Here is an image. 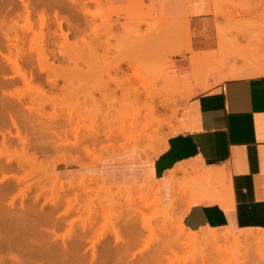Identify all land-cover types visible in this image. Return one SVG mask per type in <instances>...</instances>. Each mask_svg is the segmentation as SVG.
I'll list each match as a JSON object with an SVG mask.
<instances>
[{
    "label": "rangeland",
    "instance_id": "obj_1",
    "mask_svg": "<svg viewBox=\"0 0 264 264\" xmlns=\"http://www.w3.org/2000/svg\"><path fill=\"white\" fill-rule=\"evenodd\" d=\"M10 1H12V4ZM10 1L7 2L10 7L21 5L19 0ZM98 3L93 2L90 5L92 13L96 14L94 25L98 27L97 31L94 33L87 32L83 39H81L82 37L79 39L70 36L69 44L71 45L66 44L65 46L64 44L61 48L65 53V58L60 56L58 60H53L51 57L46 62L47 67H44V71L50 68L51 72L49 69L46 70L50 73L42 72L38 64H35L34 67L23 66L29 69L26 70L28 73L31 70L30 72L33 75L32 80L27 81V83L19 76H17L18 78L16 76L10 77L14 75L13 69L15 67H12V69L11 67H5V72L2 73L0 57V101L7 99L19 104V108H22L23 111H19L22 117L18 119V124L22 131L31 128L29 133L26 130L25 134L23 133V135L28 136L26 137L29 141L28 145H24L16 137L17 130L11 122L8 127L1 123L0 157H2L1 161L5 165L12 167L0 172V187L9 183H13L14 187L6 192H1L0 235L1 237H13L15 233L16 235L19 234L18 230H23L21 252L26 255L27 251L29 253L32 251L34 258L40 261L46 260L48 255L61 256L59 252L67 245L71 251L73 250V255H70V258L75 261H81L82 259V262L83 260H85L84 262H91V259H94L92 256L94 244L95 259H108L111 262L108 261V264H168V262L169 264H190L193 261L190 258L191 249H176L175 247L174 236L177 233V225L168 226L171 230L167 234L164 226L168 222L157 217L158 212L161 211V207L158 205V198L160 197L157 188L156 191L142 192V195L137 191H130V194L127 195L130 198L129 201L126 197L121 196L119 203H116L103 198L98 199L94 191L89 193L79 191V194H77L74 191L63 190L59 186L61 182L70 180L78 182L81 178H85L87 183H93L94 181L90 180L92 178L95 179V183L92 185L99 187L102 182L89 176L88 174L91 173H88L89 168L86 167L97 165L95 162L100 157H102V161L112 155L127 153L128 151L125 148L130 149L137 146V151L143 155V150H147L149 155H144L147 158L156 157L158 153L163 152L168 138L176 132L179 112L190 98L189 90L193 89L197 83L192 78L196 83L191 86L187 82V78L179 74L175 68L176 57L192 52L196 57L203 55L202 58H207L215 52L226 54L229 48L227 51L230 53H228L229 60H232L234 65L238 64L245 67L250 63L264 65V0H99ZM177 11L178 18L176 20L189 24L191 31L190 34L188 32L184 36L178 31L179 37L175 33L173 35L175 37H172L174 40L169 42L170 39H166V27L164 25L168 20L161 18L175 15ZM48 13L52 14L51 11H48ZM204 14H213L217 18L216 32L213 29L211 20L200 18ZM100 15L112 19L116 17L118 19L120 15L121 25L110 29L102 23L98 17ZM192 17H197V19ZM1 18L0 16V37L2 29L6 31L14 25L9 18ZM15 20L21 27L30 29L26 39L27 42L24 44V49L28 51L27 49L30 46L28 43L30 42L29 37L34 35V30L37 32L39 30L38 16L34 15L29 26L23 19ZM137 22L146 23V25H143V29L149 25V28L155 34L153 35L154 38L159 37L158 33H161L160 44L165 46L169 42L171 47L179 50V54L174 53L173 48L170 47H168L170 51L160 48L157 53H150L141 51L134 46L126 38L130 37L132 27ZM18 24L16 25L17 28ZM160 25L162 26L159 27ZM45 31H48V29H45ZM13 35L14 33L11 32V36ZM187 35H189V38ZM216 36L218 40L224 39L223 41L219 40L218 49H214ZM75 38L78 41L77 46L73 43ZM58 41L61 43L63 38L59 37ZM189 42L192 47L191 51L186 49ZM222 42L226 45L221 46ZM56 44L52 45L51 49L57 53L61 50L59 47L61 44H58V46ZM32 45L36 46V43L34 42ZM225 46L228 47L227 50L222 48ZM3 51L7 53L6 49ZM49 52V50H46V53ZM67 57H69V60ZM125 60L130 61L132 65L125 62ZM119 64L121 68H116ZM4 75L9 77L1 79L4 78ZM165 75L169 76L164 77ZM168 77H170V82L164 80ZM48 78H54L56 85L50 84L47 81ZM28 80L30 79L28 78ZM165 84L167 86L165 91H168L171 99L166 100V97H168L166 92H164L165 94L161 92L166 96L165 98L162 96L163 94L161 96L169 104L160 97L157 98L160 102L157 103V99L155 100L157 102H154V114L156 116L151 113L148 115L145 110L148 111L149 105L146 106V103L145 106L143 105L145 102V94L143 93L145 87L151 85L154 87L155 85L156 88L162 87L163 89ZM156 88L153 89L154 92H157ZM200 90L202 89L197 88L196 92ZM136 93L141 95L142 101L140 103L142 107L136 101ZM17 96H19L20 101L16 98ZM161 100L167 105L162 106ZM145 114L148 115L149 119L156 120L157 118L163 122L157 134L152 128L146 129L144 132V125L147 122L146 119H148ZM137 115H142L139 121ZM151 115L154 117H151ZM29 117L31 118L30 122ZM134 121L138 122L134 124ZM26 123L29 124V127L25 125ZM45 126H48L47 129ZM155 127L158 128V126ZM2 133H5L6 137L10 139V146H7L8 143L2 145ZM54 133H58L62 140L54 137ZM75 135L78 138L85 136L88 139L85 144L93 148L94 151L91 154H86L82 149L84 147L82 144L77 147L71 145H63L62 147L61 144V146H58L59 150L55 146L56 142L62 143L65 141L64 143H66V139L70 141L67 140L69 143H72L76 140ZM92 135L98 138L102 137V139L100 138V142L97 143L91 142ZM108 135H111V137L107 138ZM41 142L44 144H39ZM131 150L129 152L136 151ZM67 165L78 167L81 173L71 179H63L59 170ZM4 175L9 177L3 179ZM11 175L16 176V178L11 177ZM18 179L20 182H18ZM125 187L134 189L130 186ZM119 188L122 189L124 186L111 187V190L118 191ZM137 188L138 186L135 187V189ZM49 200L50 202L53 200L59 205V208L55 211L56 215L66 211L67 208L70 209V211L67 210L65 215H59L56 225L45 224L39 219L43 212L48 213L54 209ZM11 201L13 202L10 203ZM13 203L16 207L13 206ZM8 213L15 215L12 218ZM131 217L136 218V221L138 220V223L135 222V228L142 230L140 232L142 237L139 236L140 239L138 240V234L136 237L130 236L131 238L125 235L124 239H128L124 243L122 241L116 244L114 233L111 230L115 228H122L120 229L122 231L128 229L130 227L128 220ZM20 220H23L25 224L23 221V224L19 223ZM147 221L150 222L151 228L156 230L154 234L150 235L151 232L149 233L150 230L148 231V229L143 230ZM14 222L17 223V226ZM34 223H38L37 227L42 228L40 229L42 233L46 231L44 232L45 235L38 234L29 227L30 224L34 225ZM47 229L49 232H47ZM163 231L165 232L163 233ZM220 231L226 230L220 229ZM253 231L262 232L261 230ZM78 235H81L82 238ZM77 237H80L81 244L77 245L75 241ZM128 241L133 243L131 248L130 244L129 247L127 246ZM73 242H75V245H73ZM256 250L257 248L255 250L251 249L250 258L241 256L245 253L242 251L240 255L227 254L226 258L223 256L224 260L221 258L217 260L218 262H213L214 264H236L237 262H240L238 264H260L259 260H255L259 259ZM1 253L3 252L0 250V256H2ZM133 253L136 256L134 255L131 258L130 254L133 255ZM251 253H253V256ZM3 255L7 257L8 253H3ZM185 256H188V258ZM233 259L236 262H232ZM198 261L197 264H213V262L201 261L200 259ZM86 264L89 263L86 262Z\"/></svg>",
    "mask_w": 264,
    "mask_h": 264
},
{
    "label": "crops",
    "instance_id": "obj_2",
    "mask_svg": "<svg viewBox=\"0 0 264 264\" xmlns=\"http://www.w3.org/2000/svg\"><path fill=\"white\" fill-rule=\"evenodd\" d=\"M176 18L178 13L161 19ZM200 18L211 20L216 32L213 14ZM218 43L216 36L214 49ZM193 56L175 58L191 86ZM232 62L218 74L243 67ZM176 128L158 156L137 150L112 155L86 167L88 175L110 187L155 182L161 207L185 213L182 222L191 231L264 230V74L230 77L196 92L180 110ZM59 172L65 180L81 173L68 165Z\"/></svg>",
    "mask_w": 264,
    "mask_h": 264
},
{
    "label": "bare ground",
    "instance_id": "obj_3",
    "mask_svg": "<svg viewBox=\"0 0 264 264\" xmlns=\"http://www.w3.org/2000/svg\"><path fill=\"white\" fill-rule=\"evenodd\" d=\"M19 1H20L21 5L18 4V5H15L13 7L12 6L10 7L8 5L9 4V3H7L8 0H1V2H0V16L2 17L1 19L9 18V20L13 21V24H14L13 27L9 28L6 31H3V29H2L1 30V37H0L1 72L2 73L5 72V67H11V69H12V67H15V69H13L14 75H11L10 77L19 76L20 78L23 79V81L25 80L26 82L27 81L30 82L32 80V78H33V75L30 72L31 70L28 73L26 70H29V69H26L25 67L26 66L27 67H34L35 64H38V66L40 67L42 72H46L47 69H49L50 72H51L50 68H47L44 71V67H47L45 65L46 62L51 57L53 58V60H58L60 56H63V58H65V53H64L63 49H61V48H63L64 44H65V46H66V44L67 45L69 44L70 36H74V37L79 38V39L82 37L81 39H83V37L85 36V34H87V32L94 33L98 29V27L94 25V20H95V17H96L95 15L96 14H94V12L92 13V11L90 9V7H91L90 5L93 2L94 3H98L99 0H19ZM10 2L12 4V1H10ZM48 11H51L52 14L50 15L48 13ZM176 13H178V11ZM35 14L38 16V20L37 21H38V29L39 30H38V32L34 30V32H33L34 35L32 37H29L30 42H28V43L30 44V46L27 49L28 51H26V49H24L25 48L24 44L27 42L26 39L28 38V33H29L30 29L27 28V27L26 28L25 27H21L18 24L17 20H15V19H23L24 21L27 22V25L29 26V23H31V19H33ZM100 16H98V17L101 19L102 23L106 24L110 29L117 28L119 25H121V22L119 20V16L120 15L119 16L116 15V16H118V19H117V17L115 19L114 18L112 19L111 17H105V16H101L100 17ZM26 22H24V23H26ZM32 22H34V21H32ZM183 23L184 22H182L181 20L173 19V20H168L164 24L165 27H166L165 28L166 39L167 40L170 39L169 42H172V40H174V38L172 39V37H175V36H173L175 33L179 37L178 31H180L182 36H184L188 32L190 34V31H191L190 25L189 24L187 25L186 22L184 23L185 25ZM17 24L19 25L18 28L16 26ZM160 24H162V23H160ZM27 25H25V26H27ZM143 25H146V23L145 22H139V23L137 22V23H135V25L132 27L130 37L126 38L128 41L130 40L134 46H136L141 51H147V52H150V53H157L160 48L167 49L168 51H170V48H173V47H171L169 45V42L165 46L160 44L161 39H162L161 38V33H158L159 37L154 38L153 35H155V34H153L152 29L149 28L150 26L147 25L148 27L143 29ZM161 26L162 25H160L159 27H161ZM45 29L46 30L48 29V31H45ZM11 32L14 33L13 36H11ZM221 33H222V31H221ZM59 37L63 38V41H61V43H60V41H58ZM167 37H169V38H167ZM187 37L189 38V35H187ZM48 38H50V39H48ZM76 38H75V41L74 42L72 41V42L74 44H76V46H77L78 41H77ZM224 38H225V36H224ZM223 40H220V41H223ZM34 42L36 43V46L32 45V43H34ZM55 44L57 46H58V44H61V46L59 45L61 50L59 52H57V53H56L55 50L51 49L52 48L51 46L55 45ZM69 45H71V44H69ZM172 45L174 46V44H172ZM224 45H226V44H224L222 42L221 46H224ZM46 46H47L48 49L46 48ZM175 46H177V45H175ZM168 47H170V48H168ZM222 48H226V50H227L228 47L225 46V47H222ZM4 49L7 50V53H5L3 51ZM184 49H185V47H184ZM186 49L188 51L192 50V47L190 46V42H189L188 47ZM46 50H49L50 52L46 53ZM173 50H174V53H179L178 49H174L173 48ZM228 50H229V48H228ZM227 51H226V54L225 53L221 54V53H218V52H215L214 54L211 53L210 57H207V58H202L203 55H201V56L198 55L199 57L198 56L197 57L194 56L192 74H193L194 80L197 83H196V85L194 86L193 89L189 90V96L190 97L195 94L197 88L205 89V88L213 85L214 83L221 82V81H223V80H225L227 78H230V77H247V76H255V75L264 74V65H257V64H254V63L247 64L246 67L245 66L236 67L233 64L234 67H236V69L232 70L229 73H220V74H218L219 72H221L220 70L223 67H227V64L229 66L230 62H228V61H230L229 60L230 56H228V55L230 53L227 52ZM172 53H173V51H172ZM67 58L69 60V57H67ZM125 62L130 63L132 65V63L130 61L125 60ZM52 63H53V61H52ZM51 65L54 66L53 64H51ZM23 66H25V67H23ZM118 67H120V64L116 68H118ZM48 72L49 71H47L46 73H48ZM28 74H29V76H28ZM167 76H169V75H165L164 77H167ZM8 77H6L4 75V78H1V79H6ZM27 77L30 80H28ZM47 77H48V74H47ZM210 78H212L213 81H211ZM53 79L54 78H48L47 81L50 84H52L53 86H55L56 85V81H55V79L54 80ZM164 80L165 81L167 80L168 82L171 81L170 77H168V79L165 78ZM167 85L169 86V84H167ZM155 88H156L155 85H154V87H153V85H151L150 87H145V91H143V93L145 94V100H144L145 102L143 101L144 102L143 105L145 103L147 104L146 106L149 105L148 111H146L147 110L146 109L145 112L148 115H149V113H151L154 116H156L154 114L155 113L154 104L157 101H158L157 103L160 102V100L157 99V98L160 97L161 99H163L162 96H164V98L166 96H168V97H166V100L171 99L169 97L170 94L168 93V91H165V90H167V89H165V88H167L166 84L163 86V89H162V87L161 88L160 87L156 88L157 92H154ZM161 92H163V93L166 92V96L164 95L165 93L163 94ZM16 98L18 99V101H20L19 96H17ZM172 98H173V96H172ZM156 99H157V101H155ZM5 100H3L2 102L0 101L1 102L0 103V127H1V123L8 127V125H10L9 123L11 122L12 125L17 130L16 137L19 139V141L21 143H23L24 145H26V144L28 145V142H29L28 138H27L28 136L27 135H23V133L26 132V131L29 133L31 128H29V129L26 128V129H24L22 131V129L20 128V126L18 124L19 123L18 119H21V117H22V115L20 116V113H19V111L20 112L23 111V110H21L22 108L20 109L19 108V104H16L13 101L11 102L10 100L8 101L7 99H5ZM163 100L166 101L165 99H163ZM136 101H137V103H139V105L141 104L140 103V101H142L141 95L137 94ZM164 101L161 100L162 104L161 103L160 104L162 106L165 105ZM166 103H167V101H166ZM167 104H169V103H167ZM27 107H29V106H27ZM141 107H142V104H141ZM147 114H145V115L148 118ZM153 115H151V117H154ZM141 116L137 115V117H138L137 120L138 121H139ZM30 119L31 118L29 117V122H30ZM146 120H147V122H145L144 129H143L144 132H145L146 129L152 128L154 130V132L157 134V131L159 130V128L162 127L163 122H161L157 118H156V120L153 119V118H151V119L148 118ZM135 122L136 121H134V124H135ZM27 123L25 125H27ZM155 126H158V128H156ZM23 127H24V125H23ZM27 127H29V124L27 125ZM43 127H44V124H43ZM47 127H46V129H47ZM140 127H142V126H140ZM176 130H177V128H175V131ZM6 131H4V132L6 133ZM56 132H57V130H56ZM59 132H60V130H59ZM5 133H2L3 142H1V143H2V145L3 144L6 145L8 143L7 146H10L11 145V144H9L10 139L8 137H6ZM8 134L12 135L11 133H8ZM51 135H52V132H51ZM53 135L57 139L59 138L60 140H62L61 136L58 133H54ZM75 136H76V138H75L76 140L73 141L72 143H69L70 141L68 139H66V143H64L65 141L62 142V143L61 142L60 143L56 142L55 146L58 147V146H61V144H62V147H63V145H65V146L71 145L72 147H77L80 144H82L84 146L82 149H83V151L86 154H91L94 151L93 148H91V147H89V145L85 144L86 141L88 140L85 136L81 137V138H78L77 135H75ZM92 136H91L92 141L91 140L90 141L94 142V143L100 142L99 139L100 138L102 139V137L98 138L97 136H93V137ZM98 136H100V135H98ZM110 137H111V135H108L107 138H110ZM36 138H38V137H36ZM39 144L43 145L44 143L41 142ZM4 148H5V146H4ZM131 149L132 150H137V146H134V147H132L130 149L129 148H125V150L128 151V152ZM58 150H59V147H58ZM143 153L146 156L149 155L147 150H143ZM160 153H162V152H160ZM160 153H158L156 156H158ZM1 158L2 157H0V172L3 171V170L5 171L6 169H9V168L12 167L10 165H8V166L5 165L1 161ZM101 159H102V157H100L95 163L99 164ZM95 163H94V165H95ZM7 177H9V176L4 175L3 179L7 178ZM11 177L16 178V176H13V175H11ZM19 179H21V178H19ZM19 179H18V182H20ZM79 180L80 181H78V182H73L72 180L67 181V182H61L59 187L62 188L63 190L65 189V190H69V191H74L77 194H79V191H82L84 193H89V192L94 191L96 193V195L98 196V199L103 198L105 200H110L111 202L113 201V202H116V203H119V200L121 199V196L126 197V199L129 201L130 198L127 195L130 194V191H135V192L137 191L139 194L142 195V192L143 193H147V192H152L154 190L156 191V188H157V186H155L156 185L155 182H148L146 184L138 186L137 189H131V188L124 187L122 189L119 188L118 191H112L111 187L106 186L103 182L100 184L99 187H96V186L92 185V184L95 183V179L90 178L91 181H94L93 183H87L85 181L86 180L85 178H81ZM16 181H17V179H16ZM13 187H14L13 183H9L7 185L4 184L2 187H0V202H1V192H6L8 189H12ZM55 200L58 201L57 199H55ZM12 202L13 201H11L10 203H12ZM49 202H50V200H49ZM56 203L57 202L51 200L50 204L54 207V209L49 211L48 213H46V212L44 213L43 212L42 215H41L42 211H41V213H39L41 215V217H39L41 222H44L45 224L48 223V224L56 225L58 223L57 219H59V215L60 214L61 215H65L67 213V210L70 211V209L67 208L66 211H63L59 215H56L55 211H57V209L59 208V205H57L58 203L57 204ZM8 205H10V204H8ZM158 205L161 207L160 198H158ZM13 206L16 207L15 204ZM11 208H9V209H11ZM4 212H5V210H4ZM139 212H141V211L139 210ZM184 214H179V213L176 214L172 208H164V207L162 208L161 207V211L158 212L157 217L158 218H162L163 220H165V222L166 221L168 222V224L167 225L165 224V226H164L165 230L167 231V234H168V231L171 230L170 228H168V226L170 227L173 224H174V226H175V224L177 225V233H175V236H174V238H175V247H176V249L177 248H180V249L181 248L182 249L189 248V249H191L190 258L193 261H191V260L190 261L192 262V264H193V262H195L194 264H197L196 262L199 259L201 261L203 260V261H207V262H210V263H212L213 261L214 262H218L217 260H219L221 258L223 259V256H224V258H226L227 254H230V255L232 254L234 256H237V255H240L242 253V251H243V253L244 252L245 253L241 254V256L243 255V256H245L244 258H246V257L250 256L249 254L251 252V249L255 250V248H257L256 252H258L256 254L259 255L258 256L259 259H255V260H259L260 264H264V230H261L262 232H260V233L254 232L253 230H244V231L242 230L237 235H232L228 230L220 231V229H212V228L200 229L199 231H191L182 222ZM9 215H11V217L13 218V215H15V214L10 213ZM142 217H143V214H142ZM22 221L23 220H20L18 222L23 224L24 221L23 222ZM137 221H136V218L131 217L128 220L129 226H130V227H128V229L122 231V230H120L122 228H120V229L115 228L114 230L113 229L111 230L114 233L116 244H117V242H122V241H123L122 243H124V241L128 239V238L124 239L125 235L126 236L128 235L129 238H131V237H136L137 234H138V236H137L138 240L140 239L139 236H141L140 232L142 230H140V228H138V229L135 228V226H136L135 222H137ZM11 223H12V221H11ZM14 224H15V226H17L16 222H14ZM24 224H25V222H24ZM37 224L38 223H34V225L30 224L31 226H29V227L32 230L36 231L38 234L45 235L44 232H46V231H43V233H42V230L40 231V229H42V228L37 227ZM142 224H143V222H142ZM0 226H1V203H0ZM145 227L143 228V230L144 229H146V230L148 229V231L150 230L149 231V233L151 232L150 235L154 234L155 231H156V230L151 228L149 221H147V224H146ZM173 230H174V228H173ZM47 232H49L48 229H47ZM164 232L165 231H163V233ZM18 233L19 234H17V235L15 233V236L12 235L13 237H8V236H6V237L2 236L1 237V235H0V248H1L0 250L4 254L8 253L7 257L4 256L3 253H1L2 256H0V264H75V263L79 264L80 260L75 261L73 258H70V255H73V250L71 251L70 248L67 247V245H65V244H64L65 246L62 248V250L60 248L61 252H59V253L61 254V256H56L55 257V256H49L48 255L47 259L43 260V261L42 260L41 261L40 260H36L37 258H34V256H33L34 254H33L32 251L30 253L27 251L26 255L23 254L21 252V247L23 246V236H24L23 234H24V231L23 230L22 231L18 230ZM78 236H81V235H78ZM81 238H82V236H81ZM75 239H76L75 241L77 242V245L82 243L80 237H77ZM84 240H86V239H84ZM129 240H132V239H129ZM126 242H125V244H127ZM129 244H130V248H131V245H133V243L132 242L129 243V241H128V244H127L128 247H129ZM73 245H75V242H73ZM134 245H135V243H134ZM93 246L95 248L94 244H93ZM93 246H92V248H93ZM94 248H93V255H92L94 257V259L92 258L91 262L90 261H86V262H88L89 264H108L110 262V260H108V259H106L107 261L104 260V258H101L100 260L95 259L96 255L94 253ZM251 254L253 256V253H251ZM130 255H131V258H132L135 254L133 253V255L132 254H130ZM185 257L188 258V256H185ZM227 257H229V256H227ZM254 258H255V256H254ZM84 261L85 260H83V262H82V259H81L80 264H83V263L86 264V262H84ZM190 261H188V262H190ZM225 261H226V259H225ZM234 261H235V259H233L232 262H234ZM191 262H190V264H191ZM214 262H213V264H214ZM223 263H225V262H223ZM238 263H240V262H237L236 264H238ZM168 264H169V262H168ZM242 264H244V263H242Z\"/></svg>",
    "mask_w": 264,
    "mask_h": 264
}]
</instances>
